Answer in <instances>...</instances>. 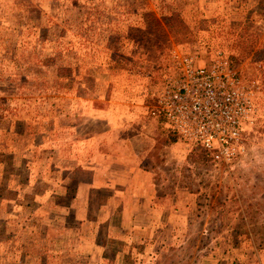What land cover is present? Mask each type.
<instances>
[{
	"label": "rangeland",
	"instance_id": "obj_1",
	"mask_svg": "<svg viewBox=\"0 0 264 264\" xmlns=\"http://www.w3.org/2000/svg\"><path fill=\"white\" fill-rule=\"evenodd\" d=\"M174 53L250 93L230 162L155 114ZM0 264H264V0H0Z\"/></svg>",
	"mask_w": 264,
	"mask_h": 264
},
{
	"label": "built area",
	"instance_id": "obj_2",
	"mask_svg": "<svg viewBox=\"0 0 264 264\" xmlns=\"http://www.w3.org/2000/svg\"><path fill=\"white\" fill-rule=\"evenodd\" d=\"M173 71L159 91L155 114L164 127L198 148L214 163H227L244 152L242 133L255 108L225 58L200 65L188 55L171 56Z\"/></svg>",
	"mask_w": 264,
	"mask_h": 264
},
{
	"label": "crops",
	"instance_id": "obj_3",
	"mask_svg": "<svg viewBox=\"0 0 264 264\" xmlns=\"http://www.w3.org/2000/svg\"><path fill=\"white\" fill-rule=\"evenodd\" d=\"M121 166H123L124 168H126V166H124V164L123 163H120V165H119V167H121ZM138 172H144V173H147V172H145V171H142V170H138ZM118 174L119 175H123L122 173H119L118 172ZM124 175H127L126 173H124ZM119 184H121L122 186L123 185H125L124 183H119ZM126 189V187H123V188H121L120 189V191H123V190H125ZM146 191V192H149V193H151V197L153 196V186H152V184H151V181H149L148 183H146V185L144 186V187H141L140 188V191L142 192V191ZM150 197V198H151Z\"/></svg>",
	"mask_w": 264,
	"mask_h": 264
}]
</instances>
